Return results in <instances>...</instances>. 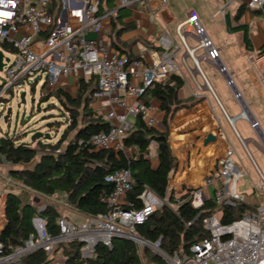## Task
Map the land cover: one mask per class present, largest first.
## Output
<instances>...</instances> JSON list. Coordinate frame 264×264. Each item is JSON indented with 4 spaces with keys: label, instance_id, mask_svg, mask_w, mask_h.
<instances>
[{
    "label": "built area",
    "instance_id": "1",
    "mask_svg": "<svg viewBox=\"0 0 264 264\" xmlns=\"http://www.w3.org/2000/svg\"><path fill=\"white\" fill-rule=\"evenodd\" d=\"M161 1L167 3V0ZM236 1L249 10L259 11L264 22V0ZM50 3L51 0H0V13H3L0 15V51L4 55L2 71L6 76L2 91L34 84L38 77L39 81L45 79L43 90L46 92L62 87L64 78L74 77L79 84L93 82L90 106L97 117L110 124V128L91 135L88 142L96 150H113L132 158L131 149L125 145L134 125L128 121L129 118L141 117L148 127H155L157 120L145 97L157 83L165 82L171 74L179 73L182 67L191 72L186 61L179 62L176 57L180 46L163 33L157 39L161 48L160 61L146 65L140 59L121 55L102 39L106 16L100 14L101 0H84L79 7L69 9L67 17H64L63 10L56 17L50 14ZM132 3V0H118L120 8L130 7ZM187 26L194 30L197 40L194 46L186 41ZM89 32L98 37H87ZM177 36L212 91L197 54L205 51L206 59L218 63L220 50L208 37L198 16L191 14L182 21L177 27ZM129 67L133 70L130 71ZM228 83L232 86L231 82ZM261 83L264 86V72ZM235 96L239 98L240 95L236 93ZM241 116L247 117L245 113ZM229 122L257 171L254 191L260 197V205L253 212L246 211L241 218L228 224L222 221L226 208H235L243 202L238 184L244 172L239 166L235 148L229 144L217 161L215 174L190 190L192 207L201 213L206 212L203 226L209 236L193 243L188 250L167 254L161 247V239L152 242L137 234V225L144 223L157 209L165 205L176 207L145 187L140 196L142 207L135 208L129 199L133 174L124 168L106 177L114 188L101 198L106 205L104 213L79 216L78 220L60 216L57 219L59 234L56 236L49 232L46 219L37 213L32 219L34 233L22 246L7 252L0 240V264H24V259L32 253L41 250L49 254L55 245L71 242H78L81 256L90 259L95 256L97 246L111 249L115 239L129 240L139 249L148 248L161 256L166 264H264V174L255 164L245 140L236 131L234 120ZM251 124L254 129L258 127L257 121ZM217 135L227 139L221 127Z\"/></svg>",
    "mask_w": 264,
    "mask_h": 264
},
{
    "label": "crops",
    "instance_id": "2",
    "mask_svg": "<svg viewBox=\"0 0 264 264\" xmlns=\"http://www.w3.org/2000/svg\"><path fill=\"white\" fill-rule=\"evenodd\" d=\"M82 1L84 0H59L64 17H67L69 9L79 7ZM132 1L130 7L120 8L118 0L110 3L101 0L100 14L106 16L101 37L107 45L121 55L133 60L140 59L149 65L160 61L161 48L157 39L167 33L180 46L176 52L178 61L185 60L191 69V72H187L182 67L179 73H175L184 80L178 93L183 106L168 120L167 125L164 124L166 114L161 111L160 101L149 94L145 97L157 120L155 128L168 134L172 154L177 159V169L171 174L169 181V193L181 195L201 184L208 176L214 175L217 161L224 155L229 144L236 150L239 166L244 172L243 182L247 181L249 193H255L254 183L258 179L256 168L238 141L229 120H234V127L242 138L243 134L246 136L243 138L245 145L260 169L249 147L264 154V86L261 83L264 72V55H261L264 50V22L261 13L246 8L241 18L236 20L240 7L244 6L236 0H167L166 4L161 0ZM191 14L198 16L208 37L220 50L218 63L206 59L205 51L197 54L200 68L212 91L206 86L177 36L178 25ZM227 18L230 19L229 22ZM238 27L242 28L237 29ZM186 29V41L194 46L197 42L194 30L191 26ZM245 32L250 41L249 47L246 46ZM87 37L93 39L98 35L89 32ZM202 64L206 66L211 79ZM221 66L225 67L227 74L221 71ZM128 69L131 71L133 67ZM228 76L232 79L233 87L228 83ZM79 86L76 78L69 77L62 80L60 88L75 96ZM234 89L239 93V98H236ZM89 96L91 98V92ZM91 103L92 100L90 105ZM90 109L94 112L91 106ZM243 113L247 117L241 116ZM252 121L258 122L256 129L252 128ZM131 122L135 123V119ZM220 127L226 132L227 139L217 135ZM210 134L216 139L206 142ZM253 134H257L259 142L251 137ZM130 149L133 157L137 158L138 151ZM148 158L153 167H157L155 142L149 148ZM20 166L13 165L0 156V185L3 181L5 185H10L15 180L11 173L24 168ZM9 192L6 191L3 195L0 186V230L7 223L4 212ZM245 204L250 210L257 206ZM64 216L78 220L82 215L66 213Z\"/></svg>",
    "mask_w": 264,
    "mask_h": 264
},
{
    "label": "trees",
    "instance_id": "3",
    "mask_svg": "<svg viewBox=\"0 0 264 264\" xmlns=\"http://www.w3.org/2000/svg\"><path fill=\"white\" fill-rule=\"evenodd\" d=\"M61 8L59 0H51L48 11L56 17ZM245 10L246 6L240 7L235 19L239 20ZM227 21L230 19L227 18ZM240 28L242 27L237 29ZM245 42L249 47L250 41L246 32ZM183 85V78L172 74L167 81L157 83L149 92L151 97L157 98L161 103V111L166 114L165 125L183 106L178 96ZM92 88V82H81L75 96L61 88L52 93L51 96L59 100L69 116H65L68 126L56 142L40 138L31 143L24 141V136L0 133V156L13 165L24 167L11 173L21 188L32 190L39 196L66 195L68 203L73 204L80 215L96 216L106 211V205L101 201L102 196L110 194L114 188L113 184L106 181V177L128 168L134 178L129 199L135 208L142 207L140 196L145 187L176 207L165 205L157 209L144 223L137 225L136 232L142 239L152 242L161 239L162 249L167 254H173L188 250L193 243L208 237L209 232L203 226L206 212L201 213L192 207L189 202L190 191H185L180 196L169 193V181L171 174L177 169V159L172 154L166 132L148 127L141 117L135 118L125 145L138 151L137 158H127L123 153L113 150H96L88 142L91 135L110 128L109 123L97 117L90 109L89 94ZM152 142L157 145V167H153L148 158ZM33 144L37 146L34 147ZM33 201L37 203L38 199ZM247 209L243 202L235 208H226L222 217L223 223L228 224L241 218ZM37 213L46 219L49 232L58 235L57 219L60 213L54 206L48 205L39 210L34 203L23 201L20 194H7V223L0 230V240L7 252L22 246L34 233L32 219ZM61 246L66 264H166L158 254L152 253L148 248L139 249L126 239H115L111 249L103 245L97 246L95 256L90 259L81 256V245L78 242ZM49 263L48 255L41 250L24 259V264Z\"/></svg>",
    "mask_w": 264,
    "mask_h": 264
},
{
    "label": "rangeland",
    "instance_id": "4",
    "mask_svg": "<svg viewBox=\"0 0 264 264\" xmlns=\"http://www.w3.org/2000/svg\"><path fill=\"white\" fill-rule=\"evenodd\" d=\"M6 56L9 57V54L7 53ZM202 67L207 73L206 66L202 64ZM207 75L208 78L211 79L210 74L207 73ZM5 81V73L4 71H0L1 88ZM44 82L45 79L42 78L37 83L25 84L21 87L14 88L12 91H10V89L6 92L2 91V89L0 90V133L24 136L23 140L29 142H31V136L38 131L44 134L49 133L53 137L47 141L56 142L61 137L62 133L68 126L65 117L67 116V118H69L67 115V109L61 105L55 96H51L53 92H46L43 90ZM67 90L70 92L69 89ZM23 92H25L24 104H22L20 100V95ZM9 110H11V112L8 115ZM6 117L7 120H5ZM132 120L133 118L130 117L128 121ZM243 136L246 138L244 134ZM251 137L259 142L257 134H253ZM33 146L36 147L37 145L33 144ZM249 149L264 174V154L259 150L255 151L252 146H250ZM36 160L38 161L39 157H37ZM257 181L258 179L255 180V182ZM247 184V181L243 182L242 179L239 181L238 188L245 203L253 206L257 205L252 210H250V208L247 209V212H253L255 208L260 205V197L257 193H253L252 191L249 193ZM0 186L3 195L6 191L20 194L23 201L34 203L39 209L51 205L58 210L60 216H64L66 213L79 214L75 210L74 205L68 203L66 195L55 194L49 197L39 196L32 190L21 188L20 183L16 180H12L10 185H5V182L3 181ZM36 198L38 199V202H32V200ZM47 255L48 260L50 261L49 264H66V258L61 244L55 245L52 252Z\"/></svg>",
    "mask_w": 264,
    "mask_h": 264
},
{
    "label": "water",
    "instance_id": "5",
    "mask_svg": "<svg viewBox=\"0 0 264 264\" xmlns=\"http://www.w3.org/2000/svg\"><path fill=\"white\" fill-rule=\"evenodd\" d=\"M261 55H264V50L261 52ZM3 58H4V55H3L2 51H0V71H2L3 67H4ZM6 60L8 61V58ZM222 71L227 74L225 67H222ZM227 78H228V81L231 82L232 87H233L232 79L229 76ZM38 81H39V77L36 78L35 83H37ZM235 93H237L236 90H235ZM20 100H21L22 104L25 103V92H23L20 95ZM10 112H11V110H9L8 115L10 114ZM5 120H7V117L5 118ZM40 138H45V139L49 140V139L52 138V136L49 133L44 134V133L38 131V132H35L31 136V142H34V141H36L37 139H40ZM215 139H216L215 136L210 134V135H208L206 142L213 141ZM4 214H5V212H4Z\"/></svg>",
    "mask_w": 264,
    "mask_h": 264
},
{
    "label": "snow or ice",
    "instance_id": "6",
    "mask_svg": "<svg viewBox=\"0 0 264 264\" xmlns=\"http://www.w3.org/2000/svg\"><path fill=\"white\" fill-rule=\"evenodd\" d=\"M0 15H3V13H0Z\"/></svg>",
    "mask_w": 264,
    "mask_h": 264
}]
</instances>
